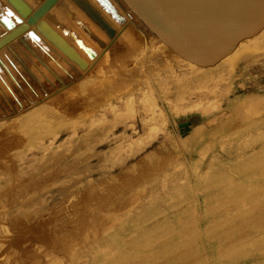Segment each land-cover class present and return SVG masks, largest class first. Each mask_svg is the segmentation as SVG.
Masks as SVG:
<instances>
[{
	"label": "rangeland",
	"instance_id": "rangeland-1",
	"mask_svg": "<svg viewBox=\"0 0 264 264\" xmlns=\"http://www.w3.org/2000/svg\"><path fill=\"white\" fill-rule=\"evenodd\" d=\"M120 1L130 16L111 42L101 34L109 46L86 73L40 41L31 25L12 40L17 60L27 58L14 82L0 88L1 135L18 137L6 124L38 105L58 107L76 122H55V136L0 152V264H264V137L253 139L246 128L264 109L241 111L245 97H264V51L237 61L220 82L228 90L215 107L205 102L175 114L164 102L167 121L152 133L141 111L118 121L99 110L91 115L132 81L126 69L137 67L138 53L146 48L152 67L150 47L161 44ZM6 4L0 0L1 24L8 15L10 27L25 21ZM174 53L155 52L158 68L175 63ZM85 80L94 84L85 82L80 93Z\"/></svg>",
	"mask_w": 264,
	"mask_h": 264
},
{
	"label": "bare ground",
	"instance_id": "bare-ground-1",
	"mask_svg": "<svg viewBox=\"0 0 264 264\" xmlns=\"http://www.w3.org/2000/svg\"><path fill=\"white\" fill-rule=\"evenodd\" d=\"M118 3L121 7L126 9L124 7V4L122 5V2L120 0H118ZM118 3H116V4H118ZM7 6L13 12L18 14L15 10H13L10 7L9 4ZM0 12L2 14V11H0ZM18 15L21 18H23L25 21L20 22L17 26L13 25L14 28H13V26H11V27L9 26V25L13 24L12 23V21H13L12 18H14L13 15L12 16L8 15L6 18L2 17V20H1L2 24L0 23V28L2 30H3L2 26L4 27V29H6L8 26H9V29L12 28L11 30H9L5 33L1 32L2 30H0V33H1L0 34V83L2 82L0 84V88L2 87L3 84L5 85L3 87H8L10 82H12V83L14 82L16 71H18L20 69V67L18 68L17 66L22 65V61L23 60L26 61V58H27V57L26 58L21 57L22 60H19V61L17 60V59H19L18 57H16V54H15V51L17 49H15L14 44H12V40H15V38L20 37L19 34L22 33V31H24L25 29H27L28 25L32 26L31 30H33L35 28L34 24H30L27 22V16L26 15L25 16H22L20 14H18ZM127 16L129 17L130 14L127 13L126 20H127ZM22 24H24V25H22ZM120 26H122V25H120ZM120 26H116L115 28L120 27ZM33 31L36 32L35 29ZM122 34H123V31L119 32V35H122ZM104 37L107 39H110L105 35H104ZM86 38L88 40H90L88 37H86ZM39 39L43 43L47 42L52 48H54V50H56L64 58H66L68 61H70L72 64H74L71 60H69L67 57H65L59 50H57L54 46H52L51 43L48 42L43 36L39 37ZM159 40H160L159 43H161V44H159L160 46L159 45H155V46L151 45L150 50L152 52H154V53L159 52V54H160L162 51H165V49L168 50V48H169L170 51L172 50L164 41H162L161 39H159ZM106 41L107 40L105 39V44H103L102 46H97L93 42L94 45L97 46L98 48L95 46L94 47L91 46L87 42L88 45H90L94 49L97 48V49H95L96 54L94 55V57L88 58L87 56H85V54L83 52L80 51V54L82 56L84 55V58L87 61V64L85 66L86 68L85 69L83 68L84 69L83 70V69H80L76 64H74L75 67L78 68L79 70H83V73H86L89 69H91L93 67V65L98 63L103 58V56L105 55L106 47L109 46L108 44H109V42H111V39L107 45H106ZM34 42L37 45V43H38L37 40ZM162 43H164V44H162ZM38 44L40 45V43H38ZM18 47H20V46H18ZM43 49H45V48H43ZM98 49H100V50L97 51ZM144 49L141 51L138 49V51H140L138 53V58H136V59L134 58V65H137V67H133V65H132V66H129V68L130 67H133V68L126 69V70H128L129 75H131L133 77L132 81L130 80L132 77L130 79L127 78L128 80H130V82H129V84L127 83V86L125 87V89L123 88V90L122 91L120 90V92L119 93L117 92V94H111L110 93L107 95V97L104 96L106 98L105 100L103 99L104 102L102 101L103 103H100V105H97V109L93 108V110H91V111H93V113L91 112V115L96 114L98 112L97 110H99L100 112L102 111V114L111 113L112 114V120L118 121L121 119H126V117H130L132 119L135 116V113L141 111L144 115H146V118L144 117L141 119L142 120L141 123L147 132L152 133V131H154L158 128L159 124L163 123V125H162V128H163V126L165 125V123L167 121V118H165V112L162 108L163 107L162 104L164 102H165L166 106H168L170 108V110L175 114L184 110L185 109L184 106L185 107L186 106L187 107H190V106H197V107L201 106L202 107L203 105L205 106V104H204L205 102H208L209 105H212L213 107H215L217 104V97H219V95H222L224 92L226 93V90H228V87H223L221 85L222 83L220 84V82L222 80H224V78H227V79L229 78V76L232 73V70H233L234 66L236 65L237 61L242 60V59L247 61V59L250 57L251 54L254 55L256 53H260V52L264 51V26L261 28V30L258 33L240 40L231 52H229L227 55L222 57L216 63L209 65V66L198 65V64L182 57L180 54H178L174 50H172L173 52H175L174 54H177V55H175L176 58H173V59H176L175 63H170L169 61L164 60L165 61L164 66L162 68H158V65H159L161 58H159V56L156 57L157 56L156 54L153 53V55H152V53H151V56L154 57V55H155V58L151 59L150 64L152 65V67H149V66H147L146 62H144L145 61L144 55L146 53V48H144ZM44 54H46V53H44ZM125 54H127L126 51H125ZM125 54H124V56H125ZM129 55H131V54H129ZM129 55L127 54V57ZM162 55H163V53H162ZM121 56H122V54H121ZM173 56L174 55L172 54V57ZM164 59H166V58H164ZM129 61H128V63H129ZM10 62H12V63L10 64ZM162 63L160 62V65ZM119 64H120V62H119ZM148 64H149V62H148ZM124 65H126V64H124ZM116 66L118 69L119 65L117 64ZM176 69H180L179 72H177ZM114 71H116V70H114ZM83 73H82V75H83ZM94 78H96V77H94ZM127 79H126V81H128ZM87 80H88V82L92 81V79H90L89 77ZM93 81H94V79H93ZM110 81H112V80H110ZM85 82L87 83V81L85 80L84 83L81 82V85H79V87H81V89L78 88V89H80L79 92L81 90H82L81 92H83L84 90L88 89V86L86 89ZM108 83H109V80H108ZM132 83H134V84H132ZM88 84L89 83H87V85ZM93 84L90 83L89 85H93ZM102 84H103V82H102ZM103 85H105V84H103ZM63 87H64V85L62 84L58 88L57 91L62 90ZM87 93H88V91H87ZM85 94H86V92H85ZM192 95L195 96V98L193 97L194 100L190 99ZM210 97L212 98V101H207V100L211 99ZM244 101H245V103L241 106V111H242V113H245L248 116H249V114L255 115L258 112L263 111V109H264V107H263L264 106V104H263L264 103V97H262V96L261 97L259 96V98L258 97H252V96L245 97ZM182 108H184V109H182ZM57 109L59 110L58 107H57ZM57 109H55L54 106H51V105L50 106L41 105L40 107L38 105L37 108L29 111L27 114L25 113V114H23V116L21 115V117L18 116L20 118L16 117L18 120L14 125L13 124L8 125L9 123H7L6 124V127H7L6 130L9 131V129H10V131H11L13 129L14 132L19 131L20 134L17 132L19 138L16 136H12V139L14 141L13 140L11 141L10 139H8L9 135L3 136L0 133V144L4 145V147L0 148V152L11 148V146L14 145L15 143H20L22 146H25L27 144L29 145V143L31 141H33V143H34V140H31V139H33L32 137H34V136L42 137L46 133H48V134L50 133L53 136H55L56 133H54V132L56 131L55 129L57 127L56 125H55L56 127H53L55 122H59L60 125L66 124L68 122H71L72 124L74 121L76 122V120H74L76 118L67 119L64 117L63 113H60ZM187 109H189V108H187ZM102 114H100V115H102ZM62 115H63V117L61 118L60 116H62ZM139 115H141V114H139ZM86 116H87L86 114H80L77 117H80L79 119L84 121ZM58 117H60V118H58ZM87 118H88V116H87ZM160 118H162L160 121L161 123H158V120ZM89 119H92V118L89 117ZM99 119H101V117H99ZM102 119H103V117H102ZM102 119H101V121H102ZM14 122L12 120V123H14ZM111 123H112V121H111ZM249 123L250 124L247 123L248 125L246 128L250 129V130L253 129L252 134H255L253 136V139H257V138H261V137L263 138L264 137V129H263L264 117L254 119L252 122H249ZM1 125L2 124H0V126ZM60 125H59V127H60ZM248 127H250V128H248ZM131 128H133V126H131ZM240 128L238 129L239 131L237 130L238 132H244V131L246 132L247 131V129L245 127H244L245 130H240ZM244 128H242V129H244ZM1 129H3V128H1ZM6 130H5V133H3V134H6V132H7ZM256 130H258V131L256 132ZM7 134H8V132H7ZM252 134H250V135H252ZM53 136H52V138H53ZM146 136H147V134H146ZM139 140H140V137H139ZM241 160H242V158H241ZM176 162H178V161H176Z\"/></svg>",
	"mask_w": 264,
	"mask_h": 264
},
{
	"label": "water",
	"instance_id": "water-1",
	"mask_svg": "<svg viewBox=\"0 0 264 264\" xmlns=\"http://www.w3.org/2000/svg\"><path fill=\"white\" fill-rule=\"evenodd\" d=\"M4 1L80 69L87 64L80 51L88 58L96 54L81 33L102 46L101 34L111 38L126 21L115 0ZM122 1L157 38L201 66L216 63L264 26V0Z\"/></svg>",
	"mask_w": 264,
	"mask_h": 264
}]
</instances>
